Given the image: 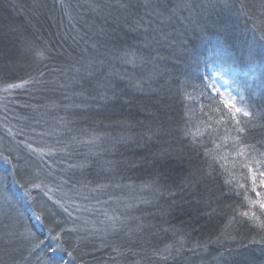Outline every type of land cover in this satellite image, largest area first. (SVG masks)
<instances>
[{
	"label": "trees",
	"instance_id": "trees-1",
	"mask_svg": "<svg viewBox=\"0 0 264 264\" xmlns=\"http://www.w3.org/2000/svg\"><path fill=\"white\" fill-rule=\"evenodd\" d=\"M108 2L116 4L119 0ZM131 2L143 4L145 0ZM154 2L172 9L181 3V0ZM188 2L203 4L207 0ZM213 2L219 5L216 13L223 9V15H230L235 21V26H230L228 32L210 22L204 24L197 14L198 8L191 13L187 8H180L176 10L175 15L166 13L158 19L154 17L151 29L147 32L144 31V28L148 27L147 24L139 31L133 32L129 29L134 27L135 20L144 16L146 10L143 7L133 9L134 14L125 20L127 13L123 10L108 9L103 15L92 11L89 7L92 0H0V78L9 74L24 77L36 66L33 64L31 54L18 51L3 39V33L9 28L18 29L34 40L38 47H49L52 59L45 63L50 68L59 67L67 71L75 59L80 57L81 51L91 48L97 41L106 44L113 52L103 71L105 74L111 73V81L117 90L118 98L104 103L97 94V91L102 89H98L91 92V96L96 97L94 101L92 99L84 101L78 95L80 89L70 86L39 93L21 92L18 95L19 104L28 103L36 106L38 110L9 104V108L15 109V114L28 118L20 121L21 126L30 124L36 132L56 129L59 135L45 138L49 144H56L57 140L68 141L71 137L87 140L92 133L104 135L103 147L92 149L101 153L98 158H94L93 167L84 172L77 170L75 175L71 172L67 174L72 175L73 180L87 184V187L77 184L78 192L69 191V188L65 187L64 191L69 197L77 195L76 200L73 198L68 202L70 211L73 202L78 201L90 206L97 203L98 199L104 201L108 199L106 196L115 194L135 196V193H139L141 196L138 197L143 202L148 201L143 206L141 221L155 227L144 234L147 237L144 248L125 244L122 249L123 256H117L107 244L99 245L101 242L98 241L96 248L88 246L84 249V264H165L162 256L152 254L153 248L163 250L167 245H177L181 238L185 240L184 250L178 254L173 252L166 264H225V261L228 264H264V245L250 242L254 233H250L249 226L243 223H229L231 214L226 205L231 201L224 200L221 196V181L202 183L196 190L195 197L187 195L184 197L185 200L202 197L203 202L199 207L182 202L180 195H177L174 201L167 191L168 188H172L173 192H176L173 180L179 183V176H189L200 166L195 154H190L186 147L182 146L177 128L184 126L181 123L183 116L187 119V126L192 132H203L201 104L186 100L180 89L187 82V91L198 99V92L192 85H199L211 78L209 58L221 57L224 64L242 73H249L251 77L242 78L241 89L257 112L264 111V49L257 46L255 59L248 55L250 25L243 23V17L237 19L234 15L240 3L247 4L258 13L260 0H213ZM226 2L232 8L233 14L224 9ZM109 12L111 15H108ZM137 12L138 15L135 14ZM211 19L215 20L216 15L213 14ZM100 29H103V33ZM223 40H227L226 50L214 47L218 41ZM145 43L149 47L145 48ZM126 48L142 51L148 62L145 64L137 62L133 66L114 58L119 57L121 50ZM105 50L101 47V51ZM6 52L10 60H6ZM5 63L9 64L8 69H5ZM44 71L47 72L48 69ZM48 79H54V76H49ZM100 79L103 80V77ZM138 82L142 84L141 88L136 87ZM92 84L95 85V80ZM108 95L111 97L113 93L109 91ZM3 96L4 93L0 92V109ZM73 104H87L90 107L75 108L72 107ZM60 117L71 122L64 126L60 123ZM36 120H39V124H36ZM12 123L15 124L17 121L13 119ZM250 128L252 129L250 139L257 143L264 142V121L258 120L250 125ZM149 129L154 135L150 141L145 142L143 137L150 134ZM0 136H4L3 128H0ZM115 141L119 142L113 146ZM57 147H63V144ZM209 147L213 145L210 144ZM166 149L173 154H182L184 162L181 164L177 161L175 155L170 157L169 166H166L167 174L161 171L160 184L147 187L146 185L155 178L154 173L157 169L154 165L160 159L159 153ZM77 151L82 157L89 153V148L81 145ZM61 157L57 158L58 163L52 168V176L48 181L52 186L59 183L62 178H67L62 169H67L68 163L81 158L73 156L72 160L64 159L61 163L59 162ZM107 161L117 162L114 172L109 171L111 166ZM173 165L174 168L171 167ZM227 165L231 168L232 161H228ZM232 178L243 183L238 167ZM98 184L105 185V190L100 193L92 192ZM11 187L17 197L22 195L16 185ZM85 196L88 197L87 200L83 199ZM45 199L38 197L37 207ZM209 203L216 209L210 218L204 215L208 211L206 206ZM32 210L30 204L22 203L21 211L25 216L31 215ZM10 223L11 221L0 218V232L5 231L4 226ZM37 227L39 228V225ZM193 228L196 231H193ZM41 231L46 232V229ZM217 236L225 239V246L208 243L207 248L193 250L194 241L207 243L209 237L215 241ZM110 242L115 241L108 239V243ZM217 249L225 253L223 260L219 258ZM228 249L231 250V255H228ZM25 256L26 250L22 254H17L15 259L24 264ZM4 259L11 264L10 258ZM29 264H37L34 256L29 258Z\"/></svg>",
	"mask_w": 264,
	"mask_h": 264
},
{
	"label": "snow or ice",
	"instance_id": "snow-or-ice-1",
	"mask_svg": "<svg viewBox=\"0 0 264 264\" xmlns=\"http://www.w3.org/2000/svg\"><path fill=\"white\" fill-rule=\"evenodd\" d=\"M218 6L213 0H207L203 4L181 0V3L172 9H169L167 5L154 2V0H145L143 4H133L131 0H119L116 4L110 3L108 0H92L89 5L92 11L102 15L108 9L123 10L127 13V16L124 17L125 20L134 14L133 9L145 8L144 16L135 20L134 27L129 29L133 32L139 31L145 24L148 27L144 28V31L147 32L151 29L154 17L158 19L166 13L175 15L176 10L180 8H187L190 13L198 8L197 14L204 24L210 22L228 32L230 26H235V21L231 19L230 15L224 16L223 9L220 13H216ZM224 9L233 14L232 8L227 2L224 4ZM204 13L208 15L205 16ZM135 14L138 15V12ZM213 14L216 15L215 20L211 19ZM108 15L111 13L109 12ZM234 15L237 19L243 17V23L250 25L251 40L248 42L247 52L251 58L255 59L257 46L264 49V0H260L258 13L247 4L240 3L239 9ZM201 30H203V25H201ZM100 31L103 33V29ZM3 39L18 51L31 54L33 64L36 66L24 77H15L9 74L0 78V85H2L0 92L4 93L2 109H0V128L4 130V136H0V218L11 221L10 224L4 226L6 230L0 232V264H8V260L4 257L10 258L11 264H20L15 256L22 254L25 250L27 256L24 257V264H29V258L33 256L37 264H84V249L89 245L94 247L97 237H100L101 243L107 244L117 256H123L122 249L125 244L130 247H142L147 243V237L144 234L155 226L139 223L135 228H132L130 222L139 218L130 215L129 212L109 214L104 211L103 215L106 219L101 220L97 226L95 222L87 220L83 224L78 223L81 217L74 216L73 211H70L68 202L73 198L69 197L64 189L68 187L69 191L78 192L77 184L87 187L86 183L73 180L72 175H75L77 170L84 172L93 167L94 158H98L101 153L92 151V149L103 147L104 135L92 133L87 140L71 137L68 141L57 140L56 144H49L45 138L59 135L56 129L36 132V129L30 124L21 126L20 121L28 118L15 114V109L9 108V104H13L25 109L38 110L36 106L28 103L19 104L18 95L21 92L39 93L70 86L80 89L78 95L84 101L89 99L94 101L96 97L91 96V92L98 89H102V91H97V94L104 103L118 98L117 90L111 81V73L105 74L103 71L108 64V58L113 56L112 49L97 41L91 45V48L82 50L80 57L75 59L74 63L65 71L59 67L50 68L45 61L52 59L51 49L46 46H36L34 40L18 29L9 28L7 32L3 33ZM73 40L75 42V38ZM226 46L227 40H223L218 41L214 47L226 50ZM5 47L7 48V45ZM101 47L106 50L101 51ZM144 47L147 48L149 45L145 43ZM5 58L6 60L11 59L7 56V52ZM114 58L133 66L137 62L140 64L148 62V58L142 51L132 48L121 50L119 57ZM8 68L9 64L5 63V69ZM44 69H48V71L45 72ZM225 71L227 69L221 67L216 71L215 76L222 79ZM56 73L59 75H55ZM49 76H54V79L49 80ZM100 77H103V80ZM151 78L150 74L149 79ZM93 80H95V85L92 84ZM224 84L227 87L222 90L216 84L215 78H209L199 85H192L193 89L198 92V99L187 91V82L181 87L180 91L186 100L201 104L204 131L192 132L187 126V119L183 116L181 123L184 126L177 128L182 146L186 147L190 154H195L200 161V166L189 176H179L178 174L179 183L176 180L172 182L177 191L173 192L172 188H168L167 191L174 201L175 197L180 195L182 202L195 204L199 207L203 202L202 197L192 200H185L184 197L186 195L195 197L196 190L202 183L221 181V196L224 200L231 201L226 205L231 214L229 223H243L249 226L250 233H254L250 242L264 245V142L257 143L254 139H250L252 130L250 125L258 120L264 121V111L257 112L244 95L241 94L239 97L234 95L228 80H224ZM136 87L141 88L142 84L138 82ZM109 91L113 93L111 97L108 95ZM236 91L242 92V89L238 86ZM120 92L122 94V90ZM72 107L83 109L90 105L73 104ZM9 113H13V115L10 116ZM13 119L17 123L13 124ZM59 119L64 126L71 122L64 117ZM36 124H39V120H36ZM148 131L150 134L143 137L145 142L150 141L154 135L151 129ZM5 136L7 137L6 141ZM118 142L115 141L113 146ZM60 144H63V147H57ZM210 144L213 147H209ZM81 145L89 148V153L82 157L77 151ZM61 153H63V157H61ZM173 155L181 164L184 162L183 155L180 153L173 154L167 149L159 153L160 159L154 165L157 169L154 173L155 178L146 185L147 187L160 184L161 171L163 170L167 174L166 166H169L170 157ZM73 156L81 158L68 163V168L62 169L67 178H62L59 183L52 186L48 181L52 176L53 165L58 163L57 158L61 157L59 162L62 163L64 159L72 160ZM230 160L232 161L231 168L227 165ZM107 163L111 166L109 171L114 172L117 162L107 161ZM171 167L174 168V165ZM237 167L241 170L243 183L232 178ZM69 172L72 175H67ZM12 185H16L17 190L22 192L21 196L17 197V194L12 190ZM105 187L103 184H98L96 188L92 189V192H103ZM38 197L46 198L43 203L39 204V207H37ZM83 199L87 200L88 197L85 196ZM111 199L109 197V200ZM109 200L98 199L97 203L107 204ZM22 203L32 206L31 215L25 216L21 211ZM144 203H148V201H144ZM48 204L50 206H46ZM206 207L208 211L204 215L210 218L216 209L211 207V203ZM125 208L131 210L135 208V205L127 204ZM74 210L79 212L83 209L77 204ZM89 223L92 224L91 228L87 227ZM42 229H46V232L41 231ZM162 231L167 232L168 230L162 229ZM193 231L196 229L193 228ZM173 234L175 235L176 232L174 231ZM108 235L117 237L119 242L108 243L104 239ZM208 243L225 246V239L222 236H217L215 241L209 237L207 243L194 241L193 250L207 248ZM184 244L185 240L181 238L177 245H167L163 250L153 248L152 254L162 256L166 264L168 257L172 256L173 252L178 254L184 250ZM227 251L228 255L232 254L230 249ZM224 255L225 253L219 252L221 260L224 259ZM173 259H175L174 256ZM225 264L228 262L225 261Z\"/></svg>",
	"mask_w": 264,
	"mask_h": 264
},
{
	"label": "rangeland",
	"instance_id": "rangeland-1",
	"mask_svg": "<svg viewBox=\"0 0 264 264\" xmlns=\"http://www.w3.org/2000/svg\"><path fill=\"white\" fill-rule=\"evenodd\" d=\"M223 59L221 57H211L209 58V74L211 76V78H215L216 80V84L218 86H220L222 88V90L227 87V85L224 84V80H228L230 85H231V90L233 91L234 95H237L238 97L242 94L244 95V92L242 90V92H237L236 89L239 86V88L241 89V83H242V78H247V77H251L249 73H242L241 71H237L236 69H234L233 67L224 64ZM221 67L227 69V71H225L223 73V78L221 79L220 77H216L215 73L217 70H219ZM127 194V193H126ZM136 195L134 196L133 194H128L125 196L122 195H110V196H106L108 197L107 200H109V197H111L112 199L109 200V202L107 204H99V203H93L90 206H87L86 204H82L79 203L78 201L73 202L74 205H71V211H73V215L74 216H79L81 217V219L78 221V223L83 224L85 220L90 221V222H95L97 226H99V222L101 220H105V216L103 215L104 211H107L109 214H123L125 212H129L130 215L134 216V217H138L139 219L130 222V226L132 228H135L137 224L142 223L141 219L143 217V213H144V208L143 206L145 205V203L142 201V199L139 196H141L139 193H135ZM138 197V200H136V198ZM72 198H77V195L74 194L72 196ZM73 200V199H72ZM106 200V199H105ZM133 201V202H132ZM80 205L81 208L83 210L77 212L74 210L75 205ZM127 204H132L135 205V208L131 209V210H127L125 208V205ZM87 227L91 228L92 224L89 223L87 225ZM104 239L108 242L109 240H114L115 242H118L117 237L113 236V235H108L106 237H104ZM99 241V243L101 242L100 237L95 238L94 244H95V248L97 247V242ZM112 243V242H110ZM99 245H103V244H99ZM91 247H93L92 245H89ZM146 246V243L143 244V248ZM94 253V251H93Z\"/></svg>",
	"mask_w": 264,
	"mask_h": 264
}]
</instances>
